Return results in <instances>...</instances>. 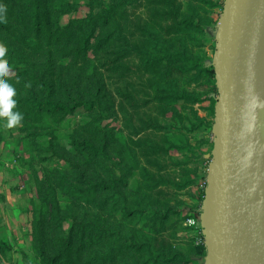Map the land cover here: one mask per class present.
Masks as SVG:
<instances>
[{"label": "trees", "instance_id": "16d2710c", "mask_svg": "<svg viewBox=\"0 0 264 264\" xmlns=\"http://www.w3.org/2000/svg\"><path fill=\"white\" fill-rule=\"evenodd\" d=\"M0 3L7 7L6 22L0 23V44L7 49L5 59L10 66L7 80L16 89L13 99L17 104L13 111H20L24 117L17 127V133L22 137L18 145L28 144L30 152H39V156L50 152L53 158L64 160L67 167L64 171L49 170L50 175L44 176V183L40 186L39 205H34L33 254L38 264H111L116 258L109 249V240L114 233L108 225L106 209L110 191L120 187L123 190L119 193L121 220L129 222L122 225L130 230L126 235L119 233L123 245L118 248L119 264L189 263L191 258L186 259L181 254L170 259H166L164 254L156 256L155 247L148 237L147 243L137 245L132 222L143 220L145 215L144 211L137 210V202L134 206L129 204L127 193L139 164L128 144L124 143L119 149L121 154L115 155L118 161H115L114 168L120 172V179H116L110 170L109 163L115 160L111 148L113 136L104 125L107 120L104 111H109L111 105L106 103L108 100H103L107 97L100 80L107 81L118 75V80L126 81L118 90L119 96L123 105H129L136 114V121L141 120L143 124L139 130L122 108L126 130L136 136L141 130L154 128L169 134L172 128L167 124L146 123V114L141 113L140 105L134 103L140 90L129 85L132 75L127 74V67L136 56L142 60L139 64L143 65L145 72L161 61L166 65L165 69H170L164 74L165 88L160 89L161 96L158 97L165 116L175 113V106L181 101L194 100L192 95L173 88L175 78L170 76L175 68L181 69L174 65L175 62L169 63L171 58L177 62V54H183L181 51L177 54L170 52L176 48L174 33L184 24L193 25L194 21L186 17L180 21L181 9L174 6L173 0H0ZM129 7L140 9V15L146 16V21L141 20L143 25L135 23ZM83 8L85 11H80ZM79 12L82 17H70ZM148 13L154 14L159 32L149 29ZM149 43L163 47L160 57L153 60L142 58ZM184 54L186 56V50ZM205 72L214 81L210 112L215 117L219 101L215 61L206 67ZM139 76L136 72L134 78ZM144 104H148V99ZM79 113L89 116V122L84 126L88 137L82 135L81 129H76L70 137L72 143L63 149L57 142L56 128ZM196 121V124H191L190 131H198L202 127L215 130V121L198 117ZM143 144L151 146L153 154L166 153V150H158L150 143ZM175 146L168 144L167 149H176ZM180 147L183 146L177 149ZM76 151L80 155L76 156ZM82 151L88 155L86 165L90 169H98V172L86 174L83 170L86 167L79 158L83 156ZM39 161L44 163L48 159ZM141 170L156 183V188L159 184L156 177ZM49 191L50 194H44ZM102 195L105 198L99 202ZM206 197L207 193L204 194L205 200ZM205 241L206 236L197 249L200 259H209ZM142 252L147 253V258L140 262L135 255Z\"/></svg>", "mask_w": 264, "mask_h": 264}, {"label": "rangeland", "instance_id": "374dc122", "mask_svg": "<svg viewBox=\"0 0 264 264\" xmlns=\"http://www.w3.org/2000/svg\"><path fill=\"white\" fill-rule=\"evenodd\" d=\"M173 2L174 6L181 9L179 20L190 18L194 24L190 26L184 24L176 30L177 33H174L176 48L170 52L177 54L181 51L183 54H177V62L173 58L169 59V63L175 62L174 65L181 69L175 68L170 77L175 78L173 88L177 92L185 91L192 95L194 100L181 101L175 106L177 110L175 113L163 115V105L158 102V97L161 96L160 89L165 88L164 74L170 69H165L166 65L161 61L152 70L148 69V72H145L143 65L139 64L142 60L134 56L132 64L127 67V74L132 75L128 80L129 85L140 90L137 97L135 94L134 103L139 104L141 113L146 114V123L167 124L172 128L169 134L154 128L141 130L136 136L126 130L122 108L129 113L139 130L143 124L140 123L141 120L136 121V114L129 105H123L118 93L126 81L118 80L120 77L118 75L107 81L101 79L100 85L104 87L103 93L107 97L103 100H108L106 103L111 105L109 111H104L107 116L104 125L113 136L111 148L115 160L109 163V167L113 176L120 179V172L114 168L115 161H118L115 155L121 154L119 149L127 143L139 164L135 176L131 179L130 190L127 193L128 201L131 206L137 202V210L144 211L145 215L143 220L132 222V233L136 237L137 245L147 243L148 237L155 247L156 256L164 254L166 259H170L176 254H181L186 259L191 258L187 264H209V259L197 257V249L204 236L207 243L209 213L204 194L208 193L216 136L215 130L204 127L198 131L190 129L191 124H196L197 117L215 121L210 112L214 81L209 78L205 69L215 61L227 0H173ZM129 11L136 24H142L141 20L146 21L144 18L146 16L140 15V9L132 10L129 7ZM70 17L80 18L82 13L72 14ZM147 19L149 29L159 32L154 14L148 13ZM160 47L162 46L149 43L142 58L153 60L156 56L160 57L163 51V47L161 49ZM183 49L186 50V56ZM136 72L140 74L139 78H134ZM147 99L148 104L145 105L144 101ZM88 117L79 113L73 118L66 119L56 128L55 136L61 148L67 149L72 143L70 137L76 129H81L82 135L88 137V131L84 128L89 122ZM17 127L7 129L0 123V264H38L33 254L36 213L34 205H39L40 186L44 183V176L50 175L49 170L64 171L67 167L64 160L53 158L50 152L39 156V152H30L28 144L18 145V140L22 137L17 133ZM167 138L170 140H166ZM143 143H150L158 150H166V153L153 154L151 146H144ZM168 144L183 147L177 149L175 146L176 149L168 150ZM60 154L63 155L64 152ZM78 155L80 152L76 151V156ZM79 158L86 167L83 170L87 175L92 171L98 172V169H90L86 165L88 155L85 152L82 158ZM39 159L48 161L41 163ZM141 169L156 177L159 182L156 188H154L156 183L144 175ZM122 191L121 187L110 191L106 209L110 222L108 225L114 233L109 240V249H112L116 258L111 264H119L118 248L123 247L119 233L126 235L130 230L122 225L129 223L128 220L124 222L121 220L122 203L119 193ZM50 193L51 191L44 194ZM103 198L105 197L102 195L98 201L102 202ZM101 250L105 251L106 248ZM135 258L143 262L147 258V253L142 252L135 255ZM177 264L183 263L179 261Z\"/></svg>", "mask_w": 264, "mask_h": 264}, {"label": "water", "instance_id": "95a60500", "mask_svg": "<svg viewBox=\"0 0 264 264\" xmlns=\"http://www.w3.org/2000/svg\"><path fill=\"white\" fill-rule=\"evenodd\" d=\"M264 0H227L216 49L219 101L207 210L209 264H264V128L258 84Z\"/></svg>", "mask_w": 264, "mask_h": 264}, {"label": "clouds", "instance_id": "9594fccd", "mask_svg": "<svg viewBox=\"0 0 264 264\" xmlns=\"http://www.w3.org/2000/svg\"><path fill=\"white\" fill-rule=\"evenodd\" d=\"M7 7L0 3V23L6 22ZM7 49L0 44V123L7 129H12L20 125L24 117L20 111H13L17 101L15 87L10 84L7 77L10 73V66L5 59Z\"/></svg>", "mask_w": 264, "mask_h": 264}, {"label": "bare ground", "instance_id": "6f19581e", "mask_svg": "<svg viewBox=\"0 0 264 264\" xmlns=\"http://www.w3.org/2000/svg\"><path fill=\"white\" fill-rule=\"evenodd\" d=\"M258 97L260 98L261 107H262V119H263V128H264V54L262 67L260 72V79L258 84Z\"/></svg>", "mask_w": 264, "mask_h": 264}]
</instances>
